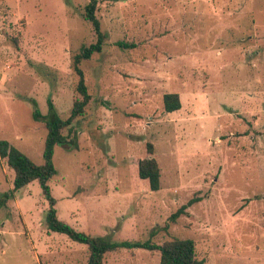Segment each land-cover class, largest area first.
<instances>
[{
    "label": "rangeland",
    "instance_id": "374dc122",
    "mask_svg": "<svg viewBox=\"0 0 264 264\" xmlns=\"http://www.w3.org/2000/svg\"><path fill=\"white\" fill-rule=\"evenodd\" d=\"M89 1L0 0V140L37 164L47 128L34 110L46 115L51 98L67 118L80 97L74 56L97 39ZM98 1L108 38L81 63L92 98L74 121L78 146L53 156L59 217L113 241L192 238L203 264H264V0ZM165 93L181 109L166 111ZM148 143L158 190L139 176ZM14 177L0 158V264H87V244L46 224L40 183L15 190ZM160 259L123 248L104 264Z\"/></svg>",
    "mask_w": 264,
    "mask_h": 264
},
{
    "label": "trees",
    "instance_id": "16d2710c",
    "mask_svg": "<svg viewBox=\"0 0 264 264\" xmlns=\"http://www.w3.org/2000/svg\"><path fill=\"white\" fill-rule=\"evenodd\" d=\"M98 5V0H90L85 7L84 17L92 23L97 39L89 45H84L80 52L74 56L75 71L79 75L77 91L80 97L74 100L70 116L63 118L58 113L51 98L48 100L49 112L46 115L37 109L33 112L34 118L44 122L47 128V136L43 149L44 162L37 164L26 153L11 145L7 140H0V158L7 159L8 164L14 170L15 190L23 188L34 180L40 183L43 193L50 204L47 211L46 224L52 231L64 233L74 241L87 244L89 247L87 264H104V258L108 252L137 247L158 250L161 255L160 264H203V260L197 257L196 243L192 238L175 237L162 244L155 243L153 240L145 242L113 241L108 237L78 230L62 220L58 215L56 208L57 199L53 196L49 183L50 179L57 173L53 161L55 147L59 144L68 147L78 146L76 133L72 135L74 121L85 115L92 98V95L88 91L81 63L91 59L94 54L102 52L108 38V34L102 29V23L97 16ZM117 45L124 48H133L137 46V43L119 41ZM163 100L164 108L168 112L179 110L182 107L178 93H165ZM147 148L149 156L142 158L138 164L139 176L149 181L152 190H158L161 187V167L158 160L152 156L154 153L153 144L148 143ZM5 197H9V194ZM200 199L201 197H194L187 204L181 206L170 216V221L174 222L182 214L187 213L188 206ZM2 202L3 200H0V205ZM165 228L167 227L165 226Z\"/></svg>",
    "mask_w": 264,
    "mask_h": 264
}]
</instances>
